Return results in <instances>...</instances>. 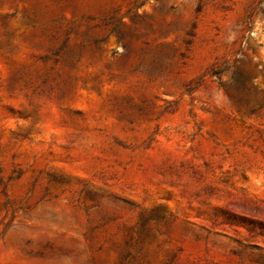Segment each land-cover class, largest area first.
I'll use <instances>...</instances> for the list:
<instances>
[{"label":"rangeland","instance_id":"1","mask_svg":"<svg viewBox=\"0 0 264 264\" xmlns=\"http://www.w3.org/2000/svg\"><path fill=\"white\" fill-rule=\"evenodd\" d=\"M0 264H264V0H0Z\"/></svg>","mask_w":264,"mask_h":264},{"label":"trees","instance_id":"2","mask_svg":"<svg viewBox=\"0 0 264 264\" xmlns=\"http://www.w3.org/2000/svg\"><path fill=\"white\" fill-rule=\"evenodd\" d=\"M214 74H216V72H214Z\"/></svg>","mask_w":264,"mask_h":264}]
</instances>
